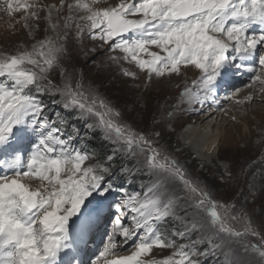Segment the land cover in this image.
Masks as SVG:
<instances>
[{"label":"snow or ice","instance_id":"6c2138e0","mask_svg":"<svg viewBox=\"0 0 264 264\" xmlns=\"http://www.w3.org/2000/svg\"><path fill=\"white\" fill-rule=\"evenodd\" d=\"M0 7L25 13L31 40L0 51V264H250L249 256L264 264V232L248 207L257 176L264 179V131L261 158L235 169L205 163L218 155L219 136L202 155H186L192 141L177 136L174 122L219 105L222 85L238 94L229 84L236 74H250L253 90L236 104L264 96V0H3ZM88 55L100 68L107 57L130 79L145 73L146 83L189 68L199 75L140 127L137 108L147 103L130 112L115 106L76 70L74 57ZM45 97L70 117H49ZM97 132L108 145L100 158L80 147ZM193 160L199 172L218 171L197 175ZM137 180V188L125 187ZM154 250L169 254L157 258Z\"/></svg>","mask_w":264,"mask_h":264},{"label":"rangeland","instance_id":"374dc122","mask_svg":"<svg viewBox=\"0 0 264 264\" xmlns=\"http://www.w3.org/2000/svg\"><path fill=\"white\" fill-rule=\"evenodd\" d=\"M32 2V0H29ZM117 0H109V3H115ZM44 4H57L59 5L60 0H43ZM3 4V0H0V5ZM25 15L23 12L17 13H8L0 7V51L3 52H12L16 48L20 46L21 43H31L29 39V34L26 29L22 27V17ZM44 16V13H41V17ZM20 21V22H18ZM33 23H35L33 21ZM45 22L43 19L40 22V32L36 34V38L40 39L44 32ZM259 30V29H258ZM89 46V41L85 39L84 47ZM156 50V49H152ZM118 54V53H116ZM99 55V54H97ZM95 56L88 55V56H81L80 58H75L73 60V64L78 65L77 71L80 68L83 69L84 75L86 78L95 80L96 83L100 86L101 91L112 101V103L123 109L126 112H130L133 107L138 104L147 103L148 107L145 108H137V111L144 114V117L138 116L134 121L137 126L143 127L144 126V118L150 119L151 116L156 112V110L163 109L167 105L174 104L178 102V97L180 92L183 91L185 84L191 85V82L194 79L198 78L199 73L195 70L189 68L186 70L181 76H172L171 78H165L161 80L153 79L151 83H146V74L145 73H138L139 79H130L124 77L121 74L120 67L116 64H112L109 66L107 62V57L100 56V61H104V67L100 68L96 65L90 63ZM99 63V61H98ZM71 70V65H69ZM123 67L130 68L133 71H136L134 65H129L124 63ZM245 75H250L248 73H243ZM240 76L242 74H238L236 80H240ZM249 81H243L241 84L239 82L235 83V87L242 89L240 92L245 93L249 92L252 93L253 90L246 87ZM179 85V87H177ZM223 86L220 87V89ZM145 88L147 90H145ZM231 90V91H230ZM229 91L221 92L219 95V101H221L220 105H225L224 108L227 109L226 113H230V108L228 104L231 102L225 99V96H230L233 93V88ZM245 90V91H244ZM239 92V93H240ZM227 93V94H226ZM233 95V98H236L238 95ZM224 95V96H223ZM223 97V98H222ZM52 97H45V103L48 104L47 114L49 117L55 120L69 118L70 114L66 113L59 105L53 103ZM231 106L235 105V110L238 114L244 115L243 112L245 111V115L250 121V129L253 131V137L247 139L243 137L242 130L238 127L237 131H230L229 136H232V140L227 138V141L223 144L222 149L220 150L218 156L213 158L210 161H205L206 164H214L216 160L223 161L225 163L231 164L235 169H239L240 167L248 164L249 161L255 162L259 158V153H261L262 149L258 146L257 141L259 135L262 131H264V96L259 94L256 95L254 102L252 103H245V104H236L232 102ZM227 107V108H226ZM214 106L212 105L209 107L208 105L204 106V110L201 112H197L195 114H189L188 112L183 113L182 116H178L177 121H174L177 125V136L181 137L182 131L190 125H194L195 123H201L202 119L206 117V113H208L209 109H213ZM257 112H261V114H257ZM58 114V115H57ZM261 116V117H260ZM231 119L230 124L228 125V130H232V127L235 124V121L232 122ZM70 123L74 124L78 127L81 132L87 131L83 122L70 119ZM237 126V125H236ZM259 128V131L257 130ZM238 133V134H236ZM231 134V135H230ZM94 136H97L99 140L102 141L100 134L94 133ZM239 136V138H238ZM245 138V139H244ZM93 138H89L88 142L85 143L82 139L81 142L83 144L80 147L82 149L87 150L86 144L91 146L90 141H93ZM108 146V145H107ZM196 155L191 149L188 147V153L186 155ZM97 157V155H96ZM2 158V156H0ZM186 158V157H185ZM198 161L193 160L189 167L190 169L197 175L201 176H208L211 177L218 169H208L205 172H199L197 170ZM259 167V166H258ZM260 171L264 172V169H260ZM117 177L116 183H122L123 178ZM131 181V177L128 178ZM132 188H129V191L135 189L139 186V181L137 180L136 183L132 182ZM129 183H125V187L128 188ZM135 185V187H134ZM264 179L257 176L256 181V188H255V196L252 199L255 200L254 204H250L249 210L254 212V223L259 226L260 230L264 232ZM253 242H256L255 238H250ZM95 250V249H94ZM131 249L126 254H130ZM169 254L168 251H160L154 250L153 255L160 258L162 256H167ZM250 264H256L258 257L249 256L248 257Z\"/></svg>","mask_w":264,"mask_h":264},{"label":"bare ground","instance_id":"6f19581e","mask_svg":"<svg viewBox=\"0 0 264 264\" xmlns=\"http://www.w3.org/2000/svg\"><path fill=\"white\" fill-rule=\"evenodd\" d=\"M258 31V29H257ZM238 74L233 75L229 81V84L234 86L235 83L243 81H249L250 75L242 74L240 76V80H236ZM221 89H219V95L221 92L229 91L232 89L231 86H224ZM231 91V90H230ZM245 91V90H244ZM227 94V93H226ZM241 95H238L236 98H233L235 95L234 93L230 94V97H232L231 102L228 104V107L230 108V113H226L222 109H225V105H213V109H209L208 113H206V117L202 119L201 123H195L194 125L187 126L181 133V137H186L191 139L192 144L189 146V149H191L196 155H202V150L206 146H210L211 142L217 137H220V147L219 152L222 149L223 144L227 141V138L232 140V136H229L230 131H237L238 127L242 130V136L247 139V137L252 138L253 131L250 129V121L245 115V111L243 112L244 115H240L235 110V105L231 106L235 103L236 100H243L245 96L249 95V92L245 93H239ZM224 96V95H223ZM223 98V97H222ZM228 102V99L226 100ZM221 102V101H220ZM219 102V103H220ZM227 108V107H226ZM186 113V112H185ZM257 114H261V112H257ZM264 115V113H262ZM235 116V124L232 127V130H228V125L231 122L232 117ZM261 117V116H260ZM234 122V121H232ZM237 125V126H236ZM259 131V128H257ZM238 134V133H236ZM231 135V134H230ZM239 138V136H238ZM244 138V139H245ZM240 139V138H239ZM218 152V154H219ZM218 156V155H217ZM212 159H207L205 157V161H210Z\"/></svg>","mask_w":264,"mask_h":264},{"label":"trees","instance_id":"16d2710c","mask_svg":"<svg viewBox=\"0 0 264 264\" xmlns=\"http://www.w3.org/2000/svg\"><path fill=\"white\" fill-rule=\"evenodd\" d=\"M83 144V142H81V145ZM91 146H89L88 144L84 145L86 146L88 151H95V154L97 155V158L102 157L108 150V146L107 144L104 143V141L99 140L97 136H95L93 141H90ZM122 179V178H121ZM123 180V179H122ZM124 182V181H123ZM136 183V181L134 182V184ZM132 182L130 185H128V188H130L132 186ZM135 187V185H134ZM132 188V187H131Z\"/></svg>","mask_w":264,"mask_h":264}]
</instances>
